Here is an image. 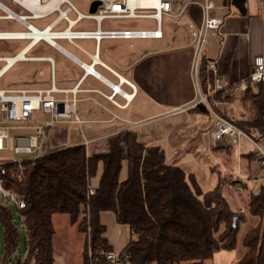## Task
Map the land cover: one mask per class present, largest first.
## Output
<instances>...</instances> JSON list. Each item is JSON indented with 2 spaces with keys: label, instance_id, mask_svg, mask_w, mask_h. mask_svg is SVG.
I'll return each mask as SVG.
<instances>
[{
  "label": "crops",
  "instance_id": "crops-1",
  "mask_svg": "<svg viewBox=\"0 0 264 264\" xmlns=\"http://www.w3.org/2000/svg\"><path fill=\"white\" fill-rule=\"evenodd\" d=\"M0 3L6 7L0 5V33L29 32L28 21L22 22L8 11L24 14L16 12L3 0ZM222 4L224 8L215 17L225 21L217 32H211L213 40L207 47L206 43L202 60L207 65L216 64L214 78H222L224 88L221 91L230 101L216 102L214 90L212 92L207 85L202 90L201 80L195 75L197 50L189 35L188 23L193 19L197 26L201 25L199 7L187 10L178 20H166L168 27L166 29L163 25L164 38L150 39L155 43L149 48L135 45L134 40L107 39L100 44L94 40L85 45L71 44V49L62 46L64 51L48 42L47 46L39 48L43 42L38 41L25 53L28 58L9 64L8 59L17 56L33 41L15 39L28 43L19 50H1L0 81L19 63L24 66L30 62L32 81L27 78L29 83H22L24 78L14 74L13 84L0 85V92L45 91L54 86L61 91L53 94L57 99H77L69 108L75 111L81 122L60 124L51 129L45 139L46 151L85 145L88 141V150L100 152L110 136L136 130L141 143L160 146L166 152L169 163L193 172L201 186L210 184L215 187L223 174L230 179L234 193L245 188L251 190L255 182L264 185L262 164L249 141L242 140L238 147L222 143L210 145L209 131L216 118L211 111L209 97L217 107L227 109L232 116L247 114L248 101L242 99L243 92L238 86L247 80L255 60L264 58V14L258 2L257 10L253 11L247 0H223ZM37 11L43 12L42 9ZM90 68H94L95 72L89 73ZM117 86L120 91L114 92ZM199 104L207 107L210 113L197 109ZM39 117L36 113L35 120ZM24 131L28 134L33 132ZM259 144L264 149V140ZM10 150L0 152V157L10 156ZM4 162L8 160H0V163ZM231 171L234 173H229ZM125 177L126 169L122 175L123 179ZM101 220L107 226L105 237L112 252L119 255L131 240L130 227L118 224L110 211L102 213ZM53 227L54 264H84L86 234L79 226L73 225L70 216L64 213L54 215ZM25 255H28L27 252ZM25 255L21 254L23 261L29 259ZM238 258L239 251H223L206 264H234ZM7 262L15 263L12 259L5 261V258H0V264Z\"/></svg>",
  "mask_w": 264,
  "mask_h": 264
},
{
  "label": "trees",
  "instance_id": "trees-1",
  "mask_svg": "<svg viewBox=\"0 0 264 264\" xmlns=\"http://www.w3.org/2000/svg\"><path fill=\"white\" fill-rule=\"evenodd\" d=\"M199 78L202 90L207 85L213 92L216 78L204 60ZM214 97L230 101L222 91ZM241 97L248 101L247 114L232 116L209 97L210 106L262 142L264 83L249 82ZM196 108L210 113L202 104ZM107 139L100 152L75 145L25 160L21 168L17 161L0 165V184L25 201L18 210L22 237L11 211L0 206L5 261L13 259L23 238L29 259L19 257L18 264H54L53 217L64 213L86 234L84 264L107 263L112 247L101 215L110 211L118 224L130 227L131 240L118 255L128 264H206L223 251H239L234 264H264V185L250 193L244 211L235 210L224 192L229 178L219 176L218 184L204 192L193 172L169 163L160 146L141 143L136 130Z\"/></svg>",
  "mask_w": 264,
  "mask_h": 264
},
{
  "label": "built area",
  "instance_id": "built-area-1",
  "mask_svg": "<svg viewBox=\"0 0 264 264\" xmlns=\"http://www.w3.org/2000/svg\"><path fill=\"white\" fill-rule=\"evenodd\" d=\"M12 3L20 6L26 14L18 15L10 10L8 12L13 13L14 16L22 22L28 21L29 32H35V29L40 33L49 31L55 35L50 39L56 42L57 49H62L60 43H57L58 39L68 41L70 44H77V40H94L100 44L102 40H145V39H163V25L164 20H178L179 17L184 15L187 10L199 7L201 9V25L197 26L193 19H190L188 26L190 29L189 35L193 40V44L196 45V58H195V75L199 76L200 62L205 51V45L207 43L209 33L217 32L224 23V18L211 17V12L216 9L215 0H90L89 14H82L76 9L71 0H11ZM94 2H99L97 11L92 13V5ZM259 9L264 14V0H257ZM0 5H2L0 3ZM3 6V5H2ZM5 7V6H3ZM64 7V8H63ZM6 8V7H5ZM45 8V9H44ZM43 10L38 12L37 10ZM58 16L51 23L39 29L38 27L30 25L32 19L44 20L46 17L53 14ZM72 14H75L74 19H70ZM12 15V14H11ZM115 19H149L157 22L158 26L155 30H102L101 25L105 20ZM93 21L97 24L98 28L95 31H75L74 28L83 21ZM62 22H65L67 27L63 30L55 31ZM2 33V32H1ZM7 36L0 39L15 40L16 33H4ZM24 39V38H19ZM28 40H31L29 37ZM51 42L43 38L39 42ZM38 42V43H39ZM65 51V50H64ZM19 55V54H18ZM18 60L16 59L13 63ZM8 61V60H7ZM9 63V61H8ZM12 63V64H13ZM10 64V63H9ZM209 68L214 72L216 70V64L210 63ZM89 73H94V68L88 70ZM258 84L264 83V58L260 57L255 60V65L247 80L239 84L240 91L247 89L248 83ZM115 88V87H114ZM223 80L219 76L216 77L214 92L223 90ZM117 87L114 92H117ZM54 86L50 90H19L16 92H0V152L3 150L11 149V132L17 130H33L32 134L18 135L14 138L16 146L14 147L15 154L28 155V158L24 160H18L19 167H22V163L25 160H32L34 158H40L45 156L47 152L46 137L48 132L55 126L60 124L80 123V119L75 111H72L69 107L74 105L77 99L70 100L68 97L64 99H57L53 96L54 93H60ZM206 102V98H204ZM207 103V102H206ZM70 105V106H69ZM212 113L216 118V123L209 131L210 145L215 146L217 144H224L229 147L240 146L242 140L249 141L257 152V158L262 164V172L264 173V149L261 148L259 142L253 139L250 135H247L236 124L226 120L222 116L216 114L212 108ZM36 113H43L44 115H50V119L44 121L35 120ZM90 142L86 141L85 146L88 150ZM4 163H0L2 165ZM95 192L94 188H91L90 194ZM0 198L8 200L13 203L17 209H23L25 207V201L18 197L16 194L7 190L0 184ZM106 261L108 263H129L127 257L119 259L117 254L113 252H107Z\"/></svg>",
  "mask_w": 264,
  "mask_h": 264
},
{
  "label": "rangeland",
  "instance_id": "rangeland-1",
  "mask_svg": "<svg viewBox=\"0 0 264 264\" xmlns=\"http://www.w3.org/2000/svg\"><path fill=\"white\" fill-rule=\"evenodd\" d=\"M215 6H217L216 11H213L211 13V17L216 18L218 16L215 17L216 13L218 11H220L222 8H224L223 6V0H215ZM3 2L5 4H7L8 6H10L13 10H15L16 12H19L20 14H25L26 11L20 9L18 6H15L11 3L10 0H3ZM71 2L74 4V6L76 7L77 10H79L82 14L86 15L89 14V6H90V0H71ZM247 5L250 6L251 11L253 10H257V0H247ZM64 8V7H63ZM1 12V11H0ZM58 16L57 14H53L51 16L46 17L44 20L40 21H35V20H31L32 24L36 27H38L39 29H43V27H45L46 25H48L49 23H51L53 20H55ZM75 18V14H72V16L70 17V19H74ZM165 22V28L167 29L168 27V22L166 20H164ZM157 22L153 21V20H149V19H115V20H105L102 25L101 28L102 30H115V29H125V30H155L157 29ZM67 25L65 22H62L60 24V26H58V28L55 29V31L58 30H63L64 28H66ZM98 26L95 22L93 21H83L81 22L78 26H76L74 28L75 31H95L97 30ZM213 40V36L212 33H209V37L207 40V45H210L211 42ZM90 40L84 41V40H77L76 42L80 45H85L87 44V42H89ZM94 42V41H92ZM28 43V41H20V40H15V41H6V40H0V52L1 50H6L8 51L9 49H14L16 48V50H19L21 48H23L26 44ZM57 43H60L61 46H63L66 49H71L72 45L69 44L66 40L63 39H58ZM135 45H142L144 46V48H149L151 46H153V44L155 43L154 40H150V39H145V40H134ZM44 46H47L46 41H44L43 43L40 44L39 48H42ZM29 55H31L29 53ZM22 63H19L18 65H16V67L14 68L15 70L13 72H10L9 74L5 75L1 81H0V85L2 84H7L9 85L10 83L13 82L12 77L14 74L19 75L20 77L24 78L21 82L22 83H29L27 82V78H29L32 81V69H31V62L28 64H25L24 66H21ZM13 84V83H12ZM17 84V83H16ZM20 86V85H18ZM15 87V86H14ZM40 117L39 119L44 121L46 119H50V115L46 114L44 115L43 113H39ZM93 128L95 129V126H93ZM28 134L27 131H23V130H17V131H12L11 132V155L8 157H4L1 158L0 160H8V161H18L21 159H25L28 158V155H24V154H15L14 153V147L16 146V141L14 140L15 137H17L18 135H25ZM231 174H233L234 172H229ZM226 174H223L224 177ZM100 176V175H99ZM98 177H95L91 180L92 185L96 186L99 182H98ZM228 178V177H227ZM262 184V182H255L253 183V186L251 187V190H247L244 189L242 191L239 192H235L233 191V188L230 185H227L225 187V193L231 203V206L234 207V209H239L241 207H243L244 209H246V202L248 200V197L250 195V193H256V191L259 189V186ZM202 190L205 192L206 190H209L211 188H213L212 185L208 184L206 186H201ZM0 206L2 207H7L11 213L13 214L16 222L18 225H16V228L18 229V233L19 236L22 237V234L24 235V229L21 226V219H19V213H18V209H16L15 206H13V204L8 201V200H3L0 198ZM241 211H244L243 209ZM253 226V224L248 225L246 228H251ZM246 229V230H247ZM242 232H240L239 236L240 238L242 237ZM4 247H5V242H4V232H3V228L1 227V222H0V258L1 260H3L4 257ZM25 248V242L24 239H21V243L19 246L18 251L16 252V254L13 256V262H15L14 264H18L19 262V257H21L22 255H25L26 252L24 250ZM28 256V255H27ZM27 256L25 255V257L27 258ZM18 259V260H17ZM25 260V259H24ZM7 264H9V262H7Z\"/></svg>",
  "mask_w": 264,
  "mask_h": 264
},
{
  "label": "bare ground",
  "instance_id": "bare-ground-1",
  "mask_svg": "<svg viewBox=\"0 0 264 264\" xmlns=\"http://www.w3.org/2000/svg\"><path fill=\"white\" fill-rule=\"evenodd\" d=\"M55 34L49 32V31H45L43 33H40L38 30L35 29V32H25V33H17L15 35H13L16 38H26L29 39V37L33 40L31 43H29V46L24 49L23 51L19 52L17 56H15L14 58H10L8 59L9 63L12 64L16 59H23V58H28L27 57V53L30 50V47H32L33 45H35L38 41H40L43 38L48 39L51 44L56 45V42L53 41L52 39H50L51 36H53ZM7 35L4 33H0V38L2 37H6ZM91 69V68H90ZM118 91H120V87L117 86ZM131 99V98H130Z\"/></svg>",
  "mask_w": 264,
  "mask_h": 264
},
{
  "label": "water",
  "instance_id": "water-1",
  "mask_svg": "<svg viewBox=\"0 0 264 264\" xmlns=\"http://www.w3.org/2000/svg\"><path fill=\"white\" fill-rule=\"evenodd\" d=\"M99 4H100L99 2H94V3H93L92 8H91L92 13H95V12L97 11V6H98ZM11 14H12V16H14L13 13H11ZM27 25H28V24H27Z\"/></svg>",
  "mask_w": 264,
  "mask_h": 264
}]
</instances>
